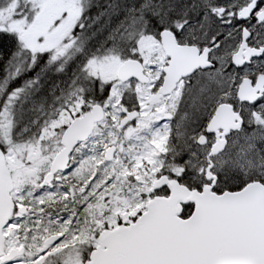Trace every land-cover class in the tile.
<instances>
[{"label": "snow or ice", "instance_id": "obj_1", "mask_svg": "<svg viewBox=\"0 0 264 264\" xmlns=\"http://www.w3.org/2000/svg\"><path fill=\"white\" fill-rule=\"evenodd\" d=\"M0 264H264V0H0Z\"/></svg>", "mask_w": 264, "mask_h": 264}]
</instances>
